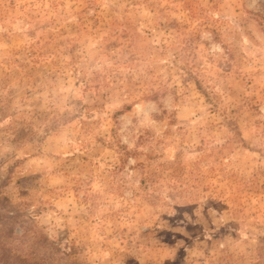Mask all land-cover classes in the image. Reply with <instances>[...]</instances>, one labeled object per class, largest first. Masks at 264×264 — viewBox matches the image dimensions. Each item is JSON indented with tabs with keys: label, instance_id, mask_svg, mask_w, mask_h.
I'll list each match as a JSON object with an SVG mask.
<instances>
[{
	"label": "rangeland",
	"instance_id": "1",
	"mask_svg": "<svg viewBox=\"0 0 264 264\" xmlns=\"http://www.w3.org/2000/svg\"><path fill=\"white\" fill-rule=\"evenodd\" d=\"M264 264V0H0V264Z\"/></svg>",
	"mask_w": 264,
	"mask_h": 264
},
{
	"label": "trees",
	"instance_id": "2",
	"mask_svg": "<svg viewBox=\"0 0 264 264\" xmlns=\"http://www.w3.org/2000/svg\"><path fill=\"white\" fill-rule=\"evenodd\" d=\"M27 264H44L43 259L28 260Z\"/></svg>",
	"mask_w": 264,
	"mask_h": 264
}]
</instances>
